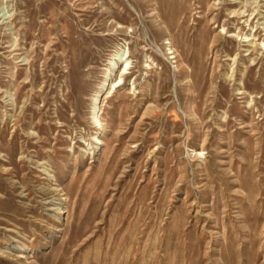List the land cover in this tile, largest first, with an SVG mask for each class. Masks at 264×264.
Masks as SVG:
<instances>
[{"label":"rangeland","instance_id":"obj_1","mask_svg":"<svg viewBox=\"0 0 264 264\" xmlns=\"http://www.w3.org/2000/svg\"><path fill=\"white\" fill-rule=\"evenodd\" d=\"M0 264H264V0H0Z\"/></svg>","mask_w":264,"mask_h":264}]
</instances>
